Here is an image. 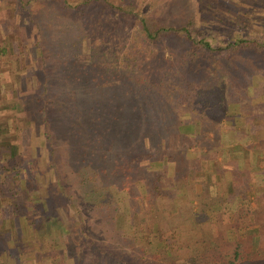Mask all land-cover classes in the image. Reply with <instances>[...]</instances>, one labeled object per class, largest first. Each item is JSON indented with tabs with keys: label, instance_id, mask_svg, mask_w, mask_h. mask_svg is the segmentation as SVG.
Masks as SVG:
<instances>
[{
	"label": "trees",
	"instance_id": "1",
	"mask_svg": "<svg viewBox=\"0 0 264 264\" xmlns=\"http://www.w3.org/2000/svg\"><path fill=\"white\" fill-rule=\"evenodd\" d=\"M16 1L19 18L31 21L39 30V21L26 7H21L25 5L20 0ZM60 1L62 8L73 11L92 0H81L78 5ZM107 2L120 10V6ZM139 20V30L147 40L165 35L188 43L183 66L194 58L196 66L202 58L231 56L230 76L220 85L222 91L218 95L216 88H212L214 85L199 86L188 77L173 89L168 83L169 76L161 73L158 80L151 81L132 59V65L122 67V84L117 87L105 85L115 75L108 63H99L93 53L91 58L96 62L93 60L87 67L81 63L70 68L71 56H58L63 66L68 65L64 66L65 71L80 72L83 78L88 74L96 81L98 90L76 91L77 97L69 89L53 95L44 78L32 92V100L39 104L35 119L30 120L44 124L40 133L46 145V166L52 174L50 183L62 199L63 212L72 209L73 216V222L67 219L65 222L58 218L59 211L54 207V214L48 219L51 207L40 202H46L47 194L43 196L45 200L41 196L30 203L38 214L37 223L39 220L43 225V232L49 230L58 238L64 237L65 232L70 235L66 237L64 250L70 239L71 264H90L88 256L91 264H264V193H259L260 184L256 180L263 173L250 164L244 170L232 159V153L239 147L242 153H251L253 157L255 144L246 135L244 142L233 137L228 142L231 145H227L221 140L220 128H212L209 121L211 127L205 130L201 119L203 115L207 120L213 111L218 124L215 119L212 122L217 126L228 122L232 130L242 117L240 110L250 106L251 79L258 74L255 70L248 71L245 65L255 62L264 69V41L246 37L214 46L205 38H195L187 25L150 29L144 19ZM81 42L84 43L72 35L58 41L57 46L65 45L73 51ZM249 53L259 54L260 60L252 59ZM128 66L138 67L128 69ZM211 74L214 76L216 72L212 70ZM15 77L18 90V75ZM47 91L51 94L49 99H45ZM162 96L165 105L157 101ZM118 102L125 103L126 108L116 107ZM193 110L199 112L197 116ZM50 122L54 124L49 126ZM59 129L67 135L66 147L69 143L71 146L63 163L53 141V130ZM187 137L196 140L187 145L183 141ZM210 142L216 145L211 147ZM196 144L206 146V158L211 157L210 174L214 178L209 183L197 180L196 171L186 169L189 157L196 153L190 147ZM17 151L13 149L14 153ZM228 161L235 164L229 172L222 166ZM25 172L23 163L13 162V191L19 192ZM234 176L239 180L234 182ZM182 188L191 195L185 203L174 195ZM15 200H19L16 207L20 210L23 199L17 196ZM120 218L129 226L128 232L118 227ZM38 236L35 234L34 240H40Z\"/></svg>",
	"mask_w": 264,
	"mask_h": 264
},
{
	"label": "rangeland",
	"instance_id": "2",
	"mask_svg": "<svg viewBox=\"0 0 264 264\" xmlns=\"http://www.w3.org/2000/svg\"><path fill=\"white\" fill-rule=\"evenodd\" d=\"M20 1L25 5L21 7H26L25 9L33 14V18L39 21L40 31L31 21L19 18L15 7L18 1L0 0V223L8 227L13 224V241L25 244V248L20 252V262L71 264V257L68 255H71L73 246L70 239H68L69 247L64 250L66 237L70 235H66L65 232L64 237L60 235L58 238L57 234L49 230L43 232V225L39 220L38 223L36 221L38 214L30 204L32 199L40 200L41 196L43 198L48 194L46 202L40 201L43 205L51 207L48 211L50 213L48 219L51 214H54L52 209L55 207L59 211L58 218L64 219L65 222L66 219L73 222L72 209L63 212L62 199L57 197L50 183L52 174L46 166V145L44 136L40 133L43 131L44 124H36L30 120L35 119L39 104L37 103L39 101L32 100V92L44 78L53 95L69 89L71 94L77 97L79 91L95 93L98 88L96 81L88 77V74L87 78H83L80 72H73L71 69L65 71L64 66L68 65L63 66L58 56L62 57L64 54L71 56L70 68L79 67L81 63L87 67L95 59L99 63H108L115 78L110 79L105 85L119 87L118 85L122 84L120 79L122 67L132 65L131 60L134 59L133 61L142 67V74L151 81L158 80L159 74L164 73L169 76L168 83H171L174 89L188 77L199 86L200 84L204 87L208 84L214 85L212 88H216L218 95L219 91H222L220 85L223 86L224 81L230 76L231 56L203 59L199 54L198 59L202 58V60L198 61V65L195 66L194 58L183 66L182 62L188 53V43H184L178 37L165 35L147 40L143 38L139 30V19H144L150 29L160 26L187 25L195 38H205L215 46L246 37L264 41V10L258 5L261 3L260 0H92L90 4L76 7L80 9H73V11L76 10L74 13L65 7L62 8L60 0H41V2L36 0V3L30 0ZM68 1L78 5L81 0ZM107 1L120 6V10L112 8ZM72 35L77 39L81 38L84 43L78 44L77 49L73 51L67 50L65 45L57 46L58 41L64 38L69 39ZM92 53L95 59L91 58ZM249 56L254 60H260L261 57L256 53H249ZM129 66L128 69L138 67ZM245 68L250 72L258 71V74L251 79L253 95L250 98V106L240 110L242 117L232 126V130L242 131L243 134L249 129L250 122L259 121L260 117L264 116V69L262 70L261 65H256L255 62H249ZM212 70L216 72L214 76L211 74ZM17 75L18 90H16L15 82ZM114 91H116L115 88ZM50 95L47 91L45 99L51 98ZM155 95L161 96L157 93ZM157 101L161 105L166 104L164 96ZM123 104L125 103L118 102L116 107L121 105V109L126 108ZM129 104L127 101V107ZM211 112L207 120L206 117L201 116L205 130L211 125H213L212 128H220L219 135L222 134L221 140L226 143L233 137L243 139V142L247 139L246 135L250 139L248 133L236 135L235 131H230L231 125L228 122L219 126L214 124L212 120L216 121L218 116ZM198 113L193 110L195 116ZM51 124L54 123L50 122L49 126ZM246 125H248L247 129ZM53 132V141L55 140L54 144L58 148V158L63 163L64 155L71 146L68 141L69 147H66L67 135L63 134L61 129L53 130ZM211 135L212 133L209 132L208 136L211 137ZM194 140L196 139L187 137L183 141H186L188 145ZM210 144L211 147L216 145L211 142ZM242 147L246 148L245 144ZM14 148H17V153L13 152ZM194 149L196 153L189 157L190 163L186 169L196 171L197 180L202 179L204 183H209V179L214 178L210 174L211 157L206 158V146L196 144V147H190V151ZM211 153L212 156L215 155L213 150ZM232 157L244 167V170L248 169V164L254 168L255 163L259 165L262 162L258 155L252 157L251 153H242L240 147L234 150ZM13 162H20L26 166V176L18 189L19 192L13 191ZM222 166L229 172L228 170L235 164L231 165L228 161L223 162ZM232 179L234 182L239 180H236L235 176ZM50 194H52L51 197ZM174 195L179 197L180 203H185L191 196L185 188L178 190ZM17 196L23 199L20 210L16 207V202L19 201L15 200ZM115 196L118 198L117 194ZM117 224L123 231L128 232L129 226L123 219H118ZM35 234H40L37 237L40 240H34ZM0 239H2L1 236ZM89 259L90 256L87 257V262L91 264Z\"/></svg>",
	"mask_w": 264,
	"mask_h": 264
},
{
	"label": "crops",
	"instance_id": "3",
	"mask_svg": "<svg viewBox=\"0 0 264 264\" xmlns=\"http://www.w3.org/2000/svg\"><path fill=\"white\" fill-rule=\"evenodd\" d=\"M252 1V0H251ZM261 3H258L264 10V0H260ZM249 125V127H248ZM248 125L245 126L249 129V136L250 140L253 144H255L253 148V156H259L262 162L260 164L254 165V168L262 171V175H260L256 180L259 182V187H257L259 193L262 195L264 193V116L260 117L259 121L250 122ZM262 135V136H260ZM252 149V148H250ZM253 165V162H252ZM18 230V229H17ZM13 224L10 227L3 225L0 223V264H25L20 262V252L23 248H25L24 243H20L19 241H13ZM5 233V234H4ZM18 236V235H16ZM20 236V234H19ZM22 238V237H21ZM15 240V239H14ZM36 264L35 261L32 262Z\"/></svg>",
	"mask_w": 264,
	"mask_h": 264
}]
</instances>
